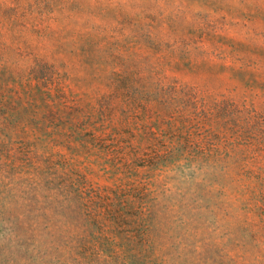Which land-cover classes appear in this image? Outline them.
<instances>
[{"label":"rangeland","instance_id":"374dc122","mask_svg":"<svg viewBox=\"0 0 264 264\" xmlns=\"http://www.w3.org/2000/svg\"><path fill=\"white\" fill-rule=\"evenodd\" d=\"M0 264H264V0H0Z\"/></svg>","mask_w":264,"mask_h":264},{"label":"trees","instance_id":"16d2710c","mask_svg":"<svg viewBox=\"0 0 264 264\" xmlns=\"http://www.w3.org/2000/svg\"><path fill=\"white\" fill-rule=\"evenodd\" d=\"M113 147L116 148L118 153H121L124 150L123 148H121V146L114 145ZM140 160H142V159H140ZM152 160H153V158H152ZM142 162L143 161H141V163ZM125 166H126L127 169H132V167H133V165L129 161L126 162ZM128 187L130 189H133V185H131L129 181H128Z\"/></svg>","mask_w":264,"mask_h":264}]
</instances>
